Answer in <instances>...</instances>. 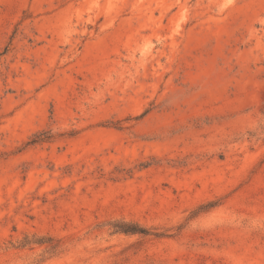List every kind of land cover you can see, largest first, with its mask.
<instances>
[{"label": "rangeland", "instance_id": "obj_1", "mask_svg": "<svg viewBox=\"0 0 264 264\" xmlns=\"http://www.w3.org/2000/svg\"><path fill=\"white\" fill-rule=\"evenodd\" d=\"M0 264H264V0H0Z\"/></svg>", "mask_w": 264, "mask_h": 264}, {"label": "trees", "instance_id": "obj_2", "mask_svg": "<svg viewBox=\"0 0 264 264\" xmlns=\"http://www.w3.org/2000/svg\"><path fill=\"white\" fill-rule=\"evenodd\" d=\"M125 231H133V229H126Z\"/></svg>", "mask_w": 264, "mask_h": 264}]
</instances>
